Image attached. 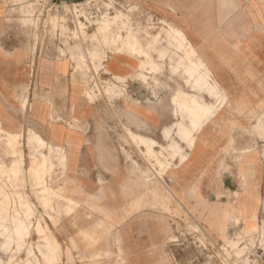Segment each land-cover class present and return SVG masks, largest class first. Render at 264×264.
<instances>
[{
    "label": "crops",
    "instance_id": "crops-1",
    "mask_svg": "<svg viewBox=\"0 0 264 264\" xmlns=\"http://www.w3.org/2000/svg\"><path fill=\"white\" fill-rule=\"evenodd\" d=\"M122 2L129 25L133 32H138L137 40L149 56L106 51V70L101 75L122 77L128 84L126 95L112 96L110 100L99 97L90 101L86 96L90 88L79 79L70 56L51 54V40L38 42L25 35L28 27L21 22H9L0 16V128L26 136L34 131L45 141L47 152L49 148L58 151L64 158L58 186L65 201L78 205L77 217L91 222V226L98 222L108 226L106 231L67 228L62 243L67 244L69 251H80L75 245H82V233H104L115 258L98 264H215L208 257L200 259L194 250L176 260L165 241L171 233V219L182 204L197 210L201 217L211 214L209 207L220 217L227 215L220 207L228 215H241L234 209L239 203L229 195L239 192L243 197L244 188L230 175L225 178L224 187H214L215 171L221 167L215 158L224 155L225 141L231 139L227 122L235 124L239 119L230 112L253 109L256 99L252 93H264V0H110L111 9L119 10ZM172 30L184 35L182 42H176L206 63L210 76L218 78L231 102L224 101L222 94V101L214 103L208 92L193 87L192 77L187 85L190 74L185 69L184 74L180 69L174 70L179 77L169 67L155 70L162 65L158 55L169 51L164 47L166 43L163 48L160 44L171 37ZM155 39V45L150 46ZM163 58L165 62L169 59ZM183 59L188 64L187 57L180 60ZM162 72L166 75L162 76ZM143 76L150 78V82ZM185 94L219 106L214 117L197 133L191 148L176 132L179 123L190 122L188 111H180L175 102L176 96ZM118 129L129 130L139 141L144 139L147 145L141 142L142 152L149 149L150 141L157 142L153 146L155 151H161V146L166 148L162 159L164 181L156 188L159 196L153 195L154 186L144 175L147 163L143 156L133 144L124 143ZM175 143L178 148L172 149ZM250 151L243 152L242 172L248 174L252 169L263 185L247 187L249 194L243 202L245 213L256 214L259 229L254 235L264 232V155L263 151L258 152V164L245 162ZM232 167L231 172H237ZM218 195L225 200L223 205L210 201ZM201 198L208 203L198 211L197 201ZM154 205L160 208L155 210ZM66 218L69 219H63ZM206 225L201 237L205 238L209 253H216L215 245L230 244L238 249L245 235H251L243 233L237 241H224L214 229L215 240L207 231L209 224ZM240 225L243 230L245 222ZM232 230L227 229L228 234Z\"/></svg>",
    "mask_w": 264,
    "mask_h": 264
},
{
    "label": "rangeland",
    "instance_id": "rangeland-1",
    "mask_svg": "<svg viewBox=\"0 0 264 264\" xmlns=\"http://www.w3.org/2000/svg\"><path fill=\"white\" fill-rule=\"evenodd\" d=\"M120 5L125 6V3ZM110 6V0H0V16L9 22H21L28 27L25 35L29 34L38 42L51 40L54 49L51 54L56 52L58 57L70 56L79 79L90 88L86 92L90 101L99 97L110 100L112 96L126 95L128 84L125 78L112 79L107 75H101V72L106 70L103 65L106 51L132 53L130 46L142 48L139 43L132 42L139 35L131 29L129 16L122 10L124 6L119 7V10L111 9ZM106 20L108 24L104 23ZM63 24L66 25L61 26ZM151 38L150 36L148 40ZM60 41L62 44L59 43ZM165 41L160 44V48H163V43H166L164 47L169 51L165 50L164 55H158L162 59V65L155 70L169 67L173 74H178L179 77V72L174 70L180 69L184 74V66H179L177 62L182 56H188L189 50L185 45H179L172 37L166 38ZM164 56L169 57L166 62L163 61ZM187 63L189 64L188 59ZM143 79H148L149 82L151 80L146 76H143ZM172 79L176 80V78ZM187 79L186 83L190 85V75ZM152 80L156 79L152 78ZM147 85L151 86L150 83ZM252 95L256 99L252 103L253 109L230 112L231 116H239V119L235 120V124L232 121L227 122L231 139L225 141L222 152L224 155L215 158L216 164L221 162V167L215 171L213 182L217 190L224 187L225 178L228 175L235 178L241 188L245 182L251 189L263 186L262 179L255 175L252 169L248 174L242 172L244 151H263L264 155V93H252ZM212 98L214 103L222 101V98L218 96H212ZM126 131L130 140L129 137L127 138ZM118 132L125 144L134 145L143 156L147 163L144 175L154 186L153 195L159 196L156 188L164 181L165 165L162 159L163 149L166 148L161 146L159 152H154L150 148L142 152L141 141L129 130L118 129ZM45 144V141L36 136L34 131L26 136L13 134L0 128V264H98L99 261L114 259L109 238L104 236V233L101 235L82 233L80 248L75 242V248L80 250L76 253L69 251L67 244L62 243L63 231H67V228L86 230L90 227L98 229L97 231H106L108 226L98 222L93 227L90 225L91 222L77 217L80 207L65 201L63 192L58 186L59 179L62 177L60 170L64 166V158L58 151L51 148L47 152ZM34 161L38 164H34ZM262 162L264 164V158ZM166 164L169 166L168 162ZM229 164L233 165L237 172L232 173L233 167L231 168ZM229 196L237 200L236 192L230 193ZM198 201V211L205 209V203L208 202L203 198ZM210 201L223 205L225 200L218 195ZM152 207L155 210L160 208L159 205ZM167 211L173 213L171 210ZM175 214L176 216L171 219V233L165 244L169 250H173L176 260L185 257L189 250L196 251L201 257L202 253L195 248L196 245L207 244L205 238L201 237V233H205L206 224H209L207 231L215 240L217 237L212 233L214 229L218 230L219 238L228 241L220 229L212 227L210 215L201 217L197 210L187 208L183 204L175 211ZM64 217L69 219H63ZM242 222H245L243 216L229 215L228 229H233V232L228 234L229 240L234 238L237 241L243 233L253 234L245 228L241 229ZM20 223L26 226V231L21 236L15 231ZM117 246L120 247V244ZM201 259L203 260L202 257Z\"/></svg>",
    "mask_w": 264,
    "mask_h": 264
},
{
    "label": "bare ground",
    "instance_id": "bare-ground-1",
    "mask_svg": "<svg viewBox=\"0 0 264 264\" xmlns=\"http://www.w3.org/2000/svg\"><path fill=\"white\" fill-rule=\"evenodd\" d=\"M153 19V18H152ZM105 24H108V20L104 21ZM255 25V24H254ZM254 27V26H253ZM255 29V28H254ZM192 30V29H191ZM173 33H169V36H171L172 38H175L178 41H183L184 40V35L179 31V30H172ZM158 38V37H157ZM156 38V39H157ZM199 38V37H197ZM152 42L150 44V46H154L156 43ZM200 40V38H199ZM133 43H139V41L137 39H134L132 41ZM131 42V43H132ZM174 42V41H173ZM131 50L133 51L132 53H138V54H144L146 56H149V54L143 50V48H136L133 46H130ZM193 52L195 53L194 49ZM5 53V52H4ZM183 53V52H182ZM253 54V53H252ZM187 59L189 60V64L185 65V61L184 60H180L178 65L184 66V69L190 74V77L194 78V85L193 87L200 91H206L208 92V94L210 96H220L223 94L224 97V101L229 99V95L226 91L221 89V84L220 81L216 78V77H211L210 76V69L208 68V66L206 65V63L201 60V58L198 55H192L189 53V55L187 56ZM185 57V58H186ZM253 61V60H252ZM46 67V66H45ZM183 69V68H182ZM51 70V69H50ZM47 71V70H46ZM165 73V72H164ZM162 72V76L164 74ZM48 75V74H45ZM50 75V74H49ZM166 75V74H164ZM170 76V75H169ZM187 76V75H185ZM150 79V78H149ZM158 81V80H155ZM169 81V80H168ZM179 81V80H178ZM154 81H152L153 83ZM167 82V81H166ZM184 82V81H183ZM181 83V81H180ZM161 85V84H160ZM163 85V84H162ZM165 85V84H164ZM163 85V87H164ZM170 86V85H169ZM185 86V85H184ZM162 87V88H163ZM173 89V86H171ZM158 89V88H157ZM170 89V90H171ZM161 90V89H160ZM169 90V91H170ZM181 90V89H180ZM158 91V90H157ZM171 93V91H170ZM177 93V92H176ZM207 96V95H206ZM161 97V96H160ZM163 99V98H162ZM136 100V99H135ZM229 101L231 102V100L229 99ZM173 102V101H172ZM175 102L178 105V107H180V111L184 112V111H188V113L190 114V119L187 121L189 122V125H186L184 123H179L178 127H177V134L180 137V139L184 142H186V144L191 148L194 146L195 144V140H196V136L197 133H199L203 127L205 126V124L214 117V115L216 114L219 106H215V105H211V104H207L203 101H201L199 98H197L196 96H189L188 94H185V96H176L175 97ZM38 103V102H37ZM164 103V101H163ZM137 104V103H136ZM151 104V103H150ZM175 104V105H176ZM138 105V104H137ZM136 106V105H135ZM171 106V104H170ZM174 107V105H173ZM169 108V107H168ZM172 109V108H169ZM174 110V109H173ZM172 111V110H171ZM178 114V113H177ZM121 116V115H120ZM171 116V114H170ZM175 117V116H174ZM39 118V117H38ZM172 123V122H171ZM141 132V131H140ZM64 133V132H63ZM34 134L36 136H38L39 138L42 139V137L37 134L36 132H34ZM169 134V133H168ZM167 134V135H168ZM57 138V137H56ZM78 139V138H77ZM162 140V138H161ZM141 142L146 144L147 143L144 141V139H141ZM157 144L156 141H150L149 142V148L151 150H153L155 152V150L153 149V146ZM184 144V143H183ZM172 149H177L178 148V144H172L171 145ZM188 148V147H187ZM89 150V149H88ZM189 150V149H188ZM165 151V150H164ZM89 156V155H87ZM36 159V158H35ZM81 159V158H80ZM185 157H182V160H184ZM245 162H249V163H253V164H258L259 163V159H258V152L257 151H250L247 153L246 157H245ZM92 162V161H91ZM34 164H38L37 161H34ZM45 164V161H44ZM158 164V163H157ZM235 168V167H234ZM244 173V172H243ZM86 174V173H85ZM245 174V173H244ZM243 188H244V193L245 195L242 197V195L239 192H236V197H237V202L239 203V207L235 206V210L239 212V214H241L245 220V226L244 228L248 231V232H254L256 230H258L259 224L257 222V217L256 214H247L244 211L243 208V202L244 199L246 198V196H248L247 194H249V190L247 189V183L245 182L243 184ZM8 194V193H7ZM1 197V195H0ZM10 198V197H9ZM23 204V203H22ZM29 208V207H28ZM32 208V207H31ZM210 211V221L212 223V227L220 229L222 235L227 239H228V225L227 222L228 220L226 219L227 217H229L227 211H224L223 208L220 207L219 210H221V212L227 214L224 215L223 217H220L218 215H216L214 212H212V208H207ZM11 210V209H10ZM29 211V210H28ZM24 212V211H23ZM10 213V212H9ZM30 214V213H29ZM25 217V216H24ZM6 218V217H5ZM12 225V224H11ZM29 226V224H28ZM33 226V225H32ZM46 227V226H45ZM13 228V227H12ZM32 230V229H31ZM16 233L18 235H22L25 231H26V226L23 223H20L17 226V229L15 230ZM43 233V232H42ZM41 233V234H42ZM51 234V233H50ZM17 235V236H18ZM13 236V235H12ZM41 236V235H40ZM16 237V236H15ZM50 237V236H49ZM53 237V236H51ZM50 237V238H51ZM2 238V237H1ZM21 238V237H20ZM27 238V237H26ZM55 238V237H54ZM19 239V238H18ZM4 240V239H3ZM26 240V239H25ZM45 240V239H44ZM18 241V240H17ZM22 241V240H21ZM39 241V240H38ZM37 242V241H36ZM54 242V241H53ZM41 243V242H40ZM60 243V242H59ZM49 244V243H48ZM1 246V245H0ZM54 246V245H53ZM58 246V245H57ZM55 247V246H54ZM58 249V248H57ZM1 252V251H0ZM54 252V251H53ZM59 252V251H57ZM56 253V252H55ZM54 253V254H55ZM30 255V254H29ZM51 257V256H49ZM56 257V256H55ZM24 258V257H23ZM33 258V257H32ZM37 260V259H36ZM39 260V259H38ZM25 261V260H24ZM35 261V260H34ZM37 262V261H36ZM22 263V262H21Z\"/></svg>",
    "mask_w": 264,
    "mask_h": 264
},
{
    "label": "built area",
    "instance_id": "built-area-1",
    "mask_svg": "<svg viewBox=\"0 0 264 264\" xmlns=\"http://www.w3.org/2000/svg\"><path fill=\"white\" fill-rule=\"evenodd\" d=\"M239 246L236 249L230 244L215 245L216 253H209L207 244L196 245L195 249L202 253L201 257L203 260L208 257V260L215 264H264L263 231H259L254 235H245ZM201 257L199 256L200 259Z\"/></svg>",
    "mask_w": 264,
    "mask_h": 264
},
{
    "label": "water",
    "instance_id": "water-1",
    "mask_svg": "<svg viewBox=\"0 0 264 264\" xmlns=\"http://www.w3.org/2000/svg\"><path fill=\"white\" fill-rule=\"evenodd\" d=\"M135 88H131L130 91H134Z\"/></svg>",
    "mask_w": 264,
    "mask_h": 264
}]
</instances>
